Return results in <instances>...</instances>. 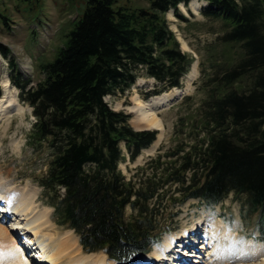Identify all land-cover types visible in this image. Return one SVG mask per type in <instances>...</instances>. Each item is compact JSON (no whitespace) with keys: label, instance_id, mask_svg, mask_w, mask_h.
I'll return each instance as SVG.
<instances>
[{"label":"trees","instance_id":"trees-1","mask_svg":"<svg viewBox=\"0 0 264 264\" xmlns=\"http://www.w3.org/2000/svg\"><path fill=\"white\" fill-rule=\"evenodd\" d=\"M31 1V0H24ZM130 10L119 0H86L53 62L41 66L35 87L11 57L10 80L36 119L29 136L34 148L52 153L38 180L50 199L53 218L79 238L87 254L103 253L118 264H133L162 242L182 205L198 200L217 205L231 194L245 196L257 216L264 242V17L259 0H199L202 15L230 29L225 44L239 43L244 57L212 76L207 98L175 124L186 140L127 177L120 165L135 162L157 140L154 130H136L130 115L114 111L105 98L125 93L143 74L161 85L160 95L182 87L193 59L182 51L166 15L192 0H144ZM1 5V3H0ZM0 22L9 18L0 12ZM247 84L245 85L244 83ZM128 210L131 211L127 217Z\"/></svg>","mask_w":264,"mask_h":264},{"label":"rangeland","instance_id":"rangeland-1","mask_svg":"<svg viewBox=\"0 0 264 264\" xmlns=\"http://www.w3.org/2000/svg\"><path fill=\"white\" fill-rule=\"evenodd\" d=\"M259 1L264 17V0ZM238 2L241 6L255 3L254 0H238ZM0 3V12L11 20L8 26L0 22V44L11 51V57L18 65L24 80H30L29 87H35L44 79L41 66L55 60L59 49L66 45L67 35L73 30L74 24L83 17L86 0H0ZM119 5L130 10L149 6L144 0H119ZM205 7L202 6L195 11L190 4L189 6L180 5L179 14L184 16L186 21L177 18L173 11L166 15L169 27L180 42L182 51L191 56L193 63L187 76L182 79L183 95L158 112V117L164 126L159 145L153 149L155 144L153 143L150 148L142 151L135 162L127 159L120 165V169L128 178L158 154H164L186 140L183 135L175 134L174 127L178 119L196 111L207 98L208 90L212 85L209 81L210 77L216 73L221 75L244 57L241 44H225L221 41V37L229 31L230 27L222 20L204 17L202 12ZM184 44L188 46L187 49L184 48ZM9 64V60L0 53V97H3L4 84L8 82L16 93L18 103L24 108V115L15 114L0 122V177L9 187L29 191L34 195V205L40 212L48 215L49 225L45 228L47 233L55 238L80 245L73 231L60 226L55 221L52 216L54 209L51 201L38 185V180L48 170L52 153L47 146L34 148L29 143V136L36 120L32 114V108L20 102V91L10 80ZM195 64H197V70L190 80L189 76ZM244 84L246 85L247 82ZM159 90H161L159 83L141 74L130 90L124 94L108 96L105 101L114 111L129 114L131 126L140 130L144 129L145 125L141 120L136 119L132 110L139 102L146 103L173 91L155 95V92ZM159 134L158 132V136ZM178 209V216L173 222L168 215L163 218L164 225L168 226L170 231L164 235L162 242L153 248L149 256L155 252L156 248L164 249L169 238L178 237L201 221L204 223L206 219H216L223 223L224 229L231 233L239 244L253 242L264 248V242L259 240L260 234L257 231V216L248 213L245 196L231 194L217 205L190 200ZM130 215L131 211L128 210L127 217ZM8 246L9 244L4 243V238L0 235V264H5L4 252ZM80 253L83 256H90L82 248ZM102 254L91 255L101 258L104 255ZM261 256L259 250L256 251L255 256L252 252H247L243 254L240 263L259 262ZM107 261L108 264H117L108 259ZM237 261L236 256L231 260L228 259V264H239ZM133 264L140 263L137 260Z\"/></svg>","mask_w":264,"mask_h":264},{"label":"bare ground","instance_id":"bare-ground-1","mask_svg":"<svg viewBox=\"0 0 264 264\" xmlns=\"http://www.w3.org/2000/svg\"><path fill=\"white\" fill-rule=\"evenodd\" d=\"M190 6L198 11L202 6H207V3L192 0ZM184 48L187 49L188 46L184 44ZM196 70L197 64L189 76L190 80ZM182 95L183 90L175 88L171 93L155 97L146 103L139 102L132 110L136 119L145 125L144 129L160 131L153 149L161 142L164 132L158 112ZM15 114L24 115V108L6 82L3 97H0V122ZM48 225L47 213L40 212L34 205V195L29 191L9 187L0 177V235L4 238V243L9 244L4 252L5 264H108L106 255L102 254L101 258L91 254L83 256L80 253L81 245L50 235L45 230ZM257 250L262 255L261 260L251 264H264V248L261 245L253 242L239 244L224 229L223 223L216 219H206L204 223L201 221L178 237L169 238L164 249L156 248L150 256L148 254L137 260L140 264H228V259L237 256V262L242 264L240 262L244 253L252 252L255 256Z\"/></svg>","mask_w":264,"mask_h":264},{"label":"water","instance_id":"water-1","mask_svg":"<svg viewBox=\"0 0 264 264\" xmlns=\"http://www.w3.org/2000/svg\"><path fill=\"white\" fill-rule=\"evenodd\" d=\"M173 12H174V11H173ZM140 130H150V129H140ZM155 131L160 132V131H158V130H155Z\"/></svg>","mask_w":264,"mask_h":264}]
</instances>
